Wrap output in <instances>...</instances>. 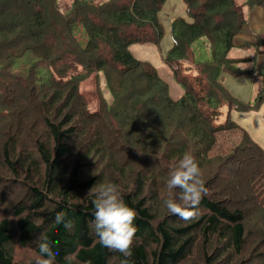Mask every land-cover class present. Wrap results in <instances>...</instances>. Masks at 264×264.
Returning <instances> with one entry per match:
<instances>
[{
	"label": "trees",
	"instance_id": "trees-1",
	"mask_svg": "<svg viewBox=\"0 0 264 264\" xmlns=\"http://www.w3.org/2000/svg\"><path fill=\"white\" fill-rule=\"evenodd\" d=\"M165 1L0 0V264H21L17 245L38 254L41 234L54 242L55 264H120L90 228V188L101 182L117 184L136 211L132 264L264 262V149L229 117L217 122L225 103L249 110L262 100L264 65H254L256 54L229 53L248 22L245 7L264 0H184L187 17L172 19L164 55L184 90L177 99L129 49L162 40ZM202 37L211 57L195 61ZM254 46H264V33L241 44ZM100 73L112 100L101 95L91 109L80 86ZM226 73L254 77L256 104L236 101ZM228 130L241 140L212 158ZM185 152L207 189L187 221L162 203L178 199L166 179ZM57 212L71 228L54 222Z\"/></svg>",
	"mask_w": 264,
	"mask_h": 264
},
{
	"label": "rangeland",
	"instance_id": "rangeland-1",
	"mask_svg": "<svg viewBox=\"0 0 264 264\" xmlns=\"http://www.w3.org/2000/svg\"><path fill=\"white\" fill-rule=\"evenodd\" d=\"M61 5L71 3V0H58ZM251 9L245 7V12L249 13ZM182 15L187 17L184 0H166L159 12V18L164 26V37L159 43L144 42V43H132L129 49L133 55L141 60H147L151 62L159 74L168 82L170 95L173 98H177L182 94L183 87L174 78L173 71L164 62V55L170 48L173 42V37L170 28L171 16ZM264 22V6L259 9L256 16L255 13L251 12L250 19L243 28V35L240 37L235 36L234 41L239 43L245 39L252 40V37L260 32L257 29V24ZM261 30H264L262 28ZM249 48V47H248ZM256 56L255 66L264 65V52H259L262 47H251ZM257 48V49H256ZM195 49V61L205 60L211 57V47L206 37H202L194 43ZM264 51V50H263ZM253 52V53H254ZM230 55H250L246 49H242L240 45H235L229 53ZM194 62L193 55L189 59ZM191 73V72H190ZM192 74V73H191ZM190 74V75H191ZM223 83L228 91L233 95L237 102H251L256 104V89L258 85L252 75L235 76L232 74H225ZM81 89L85 91L89 100V106L91 109H97L99 106V99L101 95L105 97L108 102H111L112 95L105 85V81L102 73L93 74L88 79L84 80L81 84ZM262 100L259 102V106L255 109H238L234 105L225 103L222 107V115L219 117L222 122L227 117L238 125L243 127L250 136L264 149V94L262 93ZM242 134L239 131L228 130L221 131L217 135V142L215 147L210 151L212 158L214 156L227 155L234 146L241 140ZM37 253L33 248H23L19 245L15 247V258L21 264H33L34 258ZM263 261H257L250 264H263Z\"/></svg>",
	"mask_w": 264,
	"mask_h": 264
},
{
	"label": "clouds",
	"instance_id": "clouds-1",
	"mask_svg": "<svg viewBox=\"0 0 264 264\" xmlns=\"http://www.w3.org/2000/svg\"><path fill=\"white\" fill-rule=\"evenodd\" d=\"M166 186L178 190V199L166 198L163 206L168 213L187 221L194 217L198 211L202 195L207 191L205 181L202 179L201 169L195 157L185 152L168 172ZM92 205L94 208L90 228L102 247L118 252L123 257L120 264H132L134 234L137 231L133 223L136 211L123 199L118 185L112 182L94 184ZM178 201H182L180 203ZM56 224L63 223L65 228L72 227V221L65 219V213L57 212L54 217ZM38 254L33 264H55L56 252L46 234L37 237ZM90 264V262H85Z\"/></svg>",
	"mask_w": 264,
	"mask_h": 264
},
{
	"label": "crops",
	"instance_id": "crops-1",
	"mask_svg": "<svg viewBox=\"0 0 264 264\" xmlns=\"http://www.w3.org/2000/svg\"><path fill=\"white\" fill-rule=\"evenodd\" d=\"M240 1H243V0H240ZM261 7H263V6H260V7H254V8H252L250 11H249V13H247V16H248V20L250 19V14H251V12H253V13H255L256 14V16H257V14H258V12H259V9L261 8ZM174 17H176V16H171V18H170V23H171V21H172V19L174 18ZM246 26V25H245ZM244 26V27H245ZM243 27V28H244ZM262 28H264V22H260V23H258L257 24V29H260V32H257V33H264V30H261ZM243 30L244 29H242L236 36L237 37H240V36H242L244 33H243ZM256 33V34H257ZM255 34V35H256ZM255 35L252 37V40H255ZM251 40V41H252ZM246 41H250L249 39H245L244 41H242V42H239V43H237V42H235V44L236 45H240L241 46V44H243L244 42H246ZM141 43H144V42H141ZM242 49H246L248 52H250V53H252V54H250V55H243V56H239V55H230V56H233V57H252L254 54H255V52H254V50L251 48V47H249V48H243V47H241ZM264 50V49H263ZM254 52V53H253ZM262 52H264V51H262ZM255 59H257V58H255ZM254 62H256V60H254ZM170 67V66H169ZM171 69V68H170ZM172 70V69H171ZM175 78V77H174ZM182 94H183V92H182ZM181 94V95H182ZM180 95V96H181ZM180 96H178L177 98H179ZM177 98H175V99H177Z\"/></svg>",
	"mask_w": 264,
	"mask_h": 264
}]
</instances>
